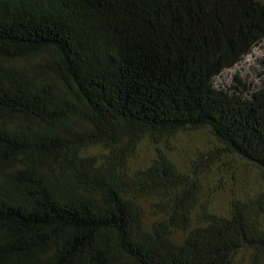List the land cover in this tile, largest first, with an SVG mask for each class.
<instances>
[{"label": "trees", "instance_id": "obj_1", "mask_svg": "<svg viewBox=\"0 0 264 264\" xmlns=\"http://www.w3.org/2000/svg\"><path fill=\"white\" fill-rule=\"evenodd\" d=\"M262 44L264 0H0V264H264L262 194L218 214L164 147L264 184V83L215 84Z\"/></svg>", "mask_w": 264, "mask_h": 264}, {"label": "rangeland", "instance_id": "obj_2", "mask_svg": "<svg viewBox=\"0 0 264 264\" xmlns=\"http://www.w3.org/2000/svg\"><path fill=\"white\" fill-rule=\"evenodd\" d=\"M263 57L264 44L254 49L234 69L223 72L216 79V86L221 89L242 85L250 89L261 86L264 83V70L261 64ZM164 147L173 159L187 168L195 166L197 161L204 158L211 159L209 155H213V160L216 159L215 166L220 173L214 168L206 175L204 193L210 197V206L218 214L226 215L230 201L236 197H257L260 194L264 197V184L256 168L238 157L225 156L220 145L207 132L183 133L164 143ZM153 154L154 150L150 145L142 146L132 165L135 167L145 165ZM204 163L203 160L198 164L205 165Z\"/></svg>", "mask_w": 264, "mask_h": 264}]
</instances>
